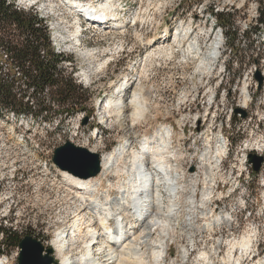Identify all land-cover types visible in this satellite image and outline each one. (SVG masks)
<instances>
[{
  "label": "rangeland",
  "instance_id": "rangeland-1",
  "mask_svg": "<svg viewBox=\"0 0 264 264\" xmlns=\"http://www.w3.org/2000/svg\"><path fill=\"white\" fill-rule=\"evenodd\" d=\"M14 2L36 10L46 23L64 57L62 70L72 73L76 84L87 90L79 103L86 112L49 125L0 109V228L18 234L21 240L30 236L40 241L45 249H52L51 256L59 264L52 245L60 233L69 231L80 202L65 189L62 172L52 162L55 149L70 142L103 157L126 140L136 146L143 137L170 127L172 152L179 156L177 172L184 179L176 220L166 238V261L160 264H178L170 263L178 243L189 251L185 264H227L232 254L230 264L237 258L238 264H264V163L258 174L247 163L249 153L264 157V28L256 24L257 9L264 7V0H121L116 12L123 29L104 31L90 27L86 18L60 0ZM211 10L231 16L226 28L232 26L238 33L235 52L230 53L225 45L223 27L215 25ZM177 34L183 37L178 41L179 51L172 41ZM187 37L199 44L201 55L213 41L220 43L211 71H198V61L182 56ZM85 51L93 55L85 56ZM4 60L0 53L2 72L7 68ZM126 82L131 86L125 93L126 103L132 89L142 91L145 110L141 116L131 107L120 114L105 109V100ZM244 86L249 87L251 100L246 108L242 106ZM59 107L51 104L49 111ZM235 110L244 111L246 117L235 115ZM221 142V168L209 173L210 214L202 217L198 200L209 183L193 172L202 152L220 151ZM105 180L114 185L118 179L109 174ZM195 184L193 203L186 198ZM161 191L166 207L168 192ZM224 215L226 224L209 226L215 217ZM249 235L248 249L241 250L238 243ZM1 238L0 232V261L17 264L19 247L7 246ZM201 253L208 255L206 260L198 258Z\"/></svg>",
  "mask_w": 264,
  "mask_h": 264
},
{
  "label": "bare ground",
  "instance_id": "bare-ground-1",
  "mask_svg": "<svg viewBox=\"0 0 264 264\" xmlns=\"http://www.w3.org/2000/svg\"><path fill=\"white\" fill-rule=\"evenodd\" d=\"M60 1L63 4L65 3L64 5L70 11L78 13L79 16H86L93 22L92 28L95 27L98 31L123 29V26L117 23L120 20L116 12L121 0H116L118 3H111V1L99 6L94 5L93 1ZM15 6H19V4L15 3ZM78 24L79 22H77ZM80 28H82L81 24ZM77 30L78 35H81L82 31ZM77 37V35L74 37L75 44L79 41ZM179 38L183 39L177 34L172 40L178 51L181 48V45L178 44ZM186 39L188 40L189 37ZM188 41L187 46L182 51V56L193 61V63L198 61V71V68H203L201 69L203 73L204 69L210 70V64L216 60L219 54L220 43L213 41L208 46L209 51L201 55L199 44L193 41V38ZM152 44L154 45L155 42ZM56 52L59 53L58 50ZM160 52H157L158 55ZM83 55L92 56L93 54L90 51H85ZM129 88L131 86L128 82L120 84L113 92V95L105 100V109L114 112V114H120L125 107H131L134 111L132 112L136 116H141L145 110L142 91L132 89V96L129 102L126 103L124 97ZM248 90L249 87L244 86L242 88L243 108H246L249 104L250 96ZM261 117L264 118V113L261 114ZM194 121L195 117L193 118ZM171 133L172 128L162 127L155 135L143 137L136 146L133 145L134 141L126 140L122 142L100 158L101 171L95 178L82 179L70 173L62 172L65 189L74 195L75 200L79 201L80 205L76 208L75 216L68 225L70 229L67 234L60 233L52 245L59 264H160L166 261V238L169 237L173 226L171 223L177 213V203L179 198H181L179 197L180 183L184 179V176L180 174L181 172H177L179 167L177 169L178 164L176 163L179 156L172 152ZM222 145L221 142L220 151L218 149L215 152H210L211 150L205 149L198 159L195 172H193V176L197 173L202 174L203 181L209 183V187L203 190L204 192H200L198 200L201 205L200 216L202 215V217L210 214L208 203L212 193L211 188L213 187L211 179H209V173L211 169L216 170L218 173L221 168L224 158V155H222V147L224 146ZM256 151L260 154L262 153V149L257 148ZM109 174L116 175L118 179L114 185L111 181L105 180ZM161 189H165L168 192V204L166 207H164L160 196L162 193ZM197 190L196 184L192 187L190 185L186 200L192 199L193 203L196 202L194 199ZM114 191L117 194L112 196ZM97 199L103 200L98 201ZM189 204L192 208L191 202ZM115 213H118L122 218L117 217ZM109 218L115 221V226L111 227L109 225ZM226 223L227 218L225 215L217 216L211 221L209 226H218ZM250 237L249 235V237L243 238L237 247L239 246L241 250H247ZM93 240L98 242L95 244ZM94 245H96L95 249ZM177 246L175 259L170 263L176 261L178 264H185L184 261L189 251L187 247L181 246L179 243ZM73 251L74 255H69ZM93 254L100 257H93ZM232 255L227 256L228 261H225L227 264L231 263ZM207 257V254L201 253L198 258L204 261ZM239 259H235V264L239 263ZM0 264L5 263L0 261Z\"/></svg>",
  "mask_w": 264,
  "mask_h": 264
},
{
  "label": "trees",
  "instance_id": "trees-1",
  "mask_svg": "<svg viewBox=\"0 0 264 264\" xmlns=\"http://www.w3.org/2000/svg\"><path fill=\"white\" fill-rule=\"evenodd\" d=\"M211 13L216 26L223 27L224 43L235 52L238 33L226 28L231 16ZM257 26L264 28V7L259 6ZM48 27L36 10L22 9L11 0H0V53L5 56L6 72L0 70V109L16 118L29 117L51 125L72 117L76 112H86L79 103L87 90L66 75L61 64L64 57L54 52ZM246 34V33H245ZM60 106L49 111V105ZM19 114V115H18ZM60 118V119H59ZM3 244L16 247L18 234L0 228Z\"/></svg>",
  "mask_w": 264,
  "mask_h": 264
},
{
  "label": "water",
  "instance_id": "water-1",
  "mask_svg": "<svg viewBox=\"0 0 264 264\" xmlns=\"http://www.w3.org/2000/svg\"><path fill=\"white\" fill-rule=\"evenodd\" d=\"M237 113H240L242 118L246 117V113L242 110H235V115ZM86 122L87 120H84V124ZM247 161L252 167V172L258 174L264 163V157L249 153ZM52 162L59 170L82 179L96 177L100 172L99 155L70 142H66L63 146L55 149ZM18 247L20 253L17 264H56L51 256L52 249H45L40 241L30 236L23 238Z\"/></svg>",
  "mask_w": 264,
  "mask_h": 264
},
{
  "label": "built area",
  "instance_id": "built-area-1",
  "mask_svg": "<svg viewBox=\"0 0 264 264\" xmlns=\"http://www.w3.org/2000/svg\"><path fill=\"white\" fill-rule=\"evenodd\" d=\"M18 8H22V9H27V8H25V7H22V6H17Z\"/></svg>",
  "mask_w": 264,
  "mask_h": 264
}]
</instances>
